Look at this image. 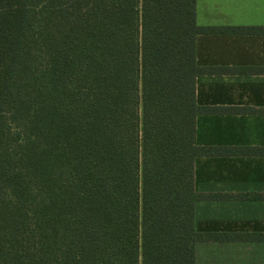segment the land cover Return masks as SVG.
Listing matches in <instances>:
<instances>
[{
	"label": "trees",
	"instance_id": "obj_1",
	"mask_svg": "<svg viewBox=\"0 0 264 264\" xmlns=\"http://www.w3.org/2000/svg\"><path fill=\"white\" fill-rule=\"evenodd\" d=\"M196 0H0V264H196ZM241 199L258 195L244 194Z\"/></svg>",
	"mask_w": 264,
	"mask_h": 264
},
{
	"label": "crops",
	"instance_id": "obj_2",
	"mask_svg": "<svg viewBox=\"0 0 264 264\" xmlns=\"http://www.w3.org/2000/svg\"><path fill=\"white\" fill-rule=\"evenodd\" d=\"M195 18L203 28H264V0H196ZM196 62L203 68H264V35L199 34ZM196 103L223 110H264V75H198ZM195 140L200 147L263 148L264 114L199 115ZM195 190L232 196L196 202V231L227 237L198 243L196 264H264V155L197 157ZM244 194L260 197H237Z\"/></svg>",
	"mask_w": 264,
	"mask_h": 264
}]
</instances>
